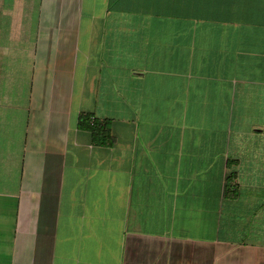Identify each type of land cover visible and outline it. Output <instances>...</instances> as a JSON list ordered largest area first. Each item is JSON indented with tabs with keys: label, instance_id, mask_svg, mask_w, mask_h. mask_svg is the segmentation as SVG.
<instances>
[{
	"label": "crops",
	"instance_id": "0c3cea01",
	"mask_svg": "<svg viewBox=\"0 0 264 264\" xmlns=\"http://www.w3.org/2000/svg\"><path fill=\"white\" fill-rule=\"evenodd\" d=\"M0 264H264V0H0Z\"/></svg>",
	"mask_w": 264,
	"mask_h": 264
},
{
	"label": "trees",
	"instance_id": "16d2710c",
	"mask_svg": "<svg viewBox=\"0 0 264 264\" xmlns=\"http://www.w3.org/2000/svg\"><path fill=\"white\" fill-rule=\"evenodd\" d=\"M80 127L81 128H84L88 131H90V133L92 134V136H94L95 138H97V136H102L103 133V127L105 125H103L102 127H100L99 125H97L96 123H94V121L92 122H89V120H87V118H82L80 120ZM99 138V137H98ZM101 143H103V140L102 139H99Z\"/></svg>",
	"mask_w": 264,
	"mask_h": 264
},
{
	"label": "built area",
	"instance_id": "2783aa9c",
	"mask_svg": "<svg viewBox=\"0 0 264 264\" xmlns=\"http://www.w3.org/2000/svg\"><path fill=\"white\" fill-rule=\"evenodd\" d=\"M91 122V121H90Z\"/></svg>",
	"mask_w": 264,
	"mask_h": 264
}]
</instances>
